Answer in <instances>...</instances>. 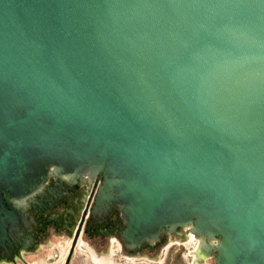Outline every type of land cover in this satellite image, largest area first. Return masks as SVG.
I'll list each match as a JSON object with an SVG mask.
<instances>
[{
    "label": "water",
    "instance_id": "obj_1",
    "mask_svg": "<svg viewBox=\"0 0 264 264\" xmlns=\"http://www.w3.org/2000/svg\"><path fill=\"white\" fill-rule=\"evenodd\" d=\"M53 168L129 247L194 223L264 264V0H0V253Z\"/></svg>",
    "mask_w": 264,
    "mask_h": 264
},
{
    "label": "rangeland",
    "instance_id": "obj_2",
    "mask_svg": "<svg viewBox=\"0 0 264 264\" xmlns=\"http://www.w3.org/2000/svg\"><path fill=\"white\" fill-rule=\"evenodd\" d=\"M91 174L95 176L92 186L83 185L73 195L59 200L53 209L39 211L32 204L27 212L37 219L36 224L31 225L36 236L34 248L24 254L23 260L18 258L21 251L19 254L14 250H10V254L0 253V260H8L0 264H218V253L200 258L203 241L192 232L191 224L180 227L178 235L167 234L129 247L120 236L125 218L116 208H112L102 222L94 213L105 201L100 199L103 178L98 180L95 171L86 172L89 177ZM56 183L55 178L50 177L43 189L49 190ZM51 214H58L59 218L52 221ZM66 218L71 221L67 228ZM107 227L112 228V236L99 235L97 230ZM212 241L215 247H220V237ZM110 250L115 259L107 262L103 255Z\"/></svg>",
    "mask_w": 264,
    "mask_h": 264
},
{
    "label": "bare ground",
    "instance_id": "obj_3",
    "mask_svg": "<svg viewBox=\"0 0 264 264\" xmlns=\"http://www.w3.org/2000/svg\"><path fill=\"white\" fill-rule=\"evenodd\" d=\"M86 172L85 171L83 174H75V173H64V172H61L59 170V168H54V169H51L47 172V176L46 178L49 179L50 177H53L55 178L56 182L57 183H60L62 181L65 180V183L63 186H65V188H71V189H77L79 186L83 185V184H87V183H92L94 182V179H95V176L94 174H91L90 177L88 175H86ZM43 184L42 183L38 189L36 190V192L34 194H31L28 198H25V199H22V200H12V203L14 204V206L16 207V209L23 215V219H22V223H21V227H20V231L19 233L21 235H24L23 238L20 240V244H19V249L21 250V255L19 254L18 255V258L23 260L24 258V254L33 248V246L35 245V242L36 240H34V243H33V246L32 247H29L30 249H27V251L24 249L26 247H28V244L30 242L29 240V230H28V225H29V222L27 220V217L26 215L24 216V214L27 212L28 210V205H29V202L37 195L41 194L43 192ZM62 186V187H63ZM101 205H106L108 206L110 209L112 208H116L121 214H123V205H112V204H105V203H102ZM25 228H23L24 226ZM191 228L193 229L192 232L201 238V241H203V245H202V251L205 252V250L209 247L211 248L213 251L212 253H217L220 249V247H215L214 244H213V241H212V237L209 236L208 234H205V233H200L198 231V229L196 228L195 224H191ZM180 227L179 226H174V227H171V228H167V229H164L162 232H161V237L165 234H169V235H178V231H179ZM18 233V234H19ZM17 234L14 235V237H16ZM20 236V235H19ZM147 242L149 241H153L152 239H147L146 240ZM220 246V244H219ZM201 255L205 258V255H203V253H201ZM3 261L5 262H8V260L6 259H2Z\"/></svg>",
    "mask_w": 264,
    "mask_h": 264
},
{
    "label": "flooded vegetation",
    "instance_id": "obj_4",
    "mask_svg": "<svg viewBox=\"0 0 264 264\" xmlns=\"http://www.w3.org/2000/svg\"><path fill=\"white\" fill-rule=\"evenodd\" d=\"M83 185H86V184H83ZM83 185L79 186L77 189H74V190L71 189V188H65V186L62 187L59 184H56L55 187L50 188L49 190L44 189L41 194L35 196V197H37L36 199L34 197L29 202L28 209L31 207L32 204L34 205V208L36 210H39V211H47L49 209H53V207L57 204V202L59 200H61L62 198H65V196L73 195L75 192L79 191V189H81L83 187ZM92 185H93V182L92 183H90V182L87 183V186H92ZM70 211L71 210H69V212ZM94 213L97 216L100 217L99 219L102 222V221H104V220H106L108 218V215H110V213H111V209L108 206H106V205H100L99 208H97V210L94 211ZM25 215H26L27 220L29 222V225L27 227H28V230H29V237L28 238H29L30 242L28 244V247L24 248L27 251V249H30L29 247L33 246L34 240H36L35 232L31 231V225L32 224H36L37 219L33 218V217H30L28 215V212H26L24 214V216ZM49 218H50V220L55 221L59 217H58V214H51ZM70 222H71L70 219L66 218V220L64 222L65 228H67L70 225ZM23 228H25V226ZM44 228L45 227H43V229ZM97 232L99 233V235H102L104 237L112 236V228L111 227H107L105 229H98ZM165 236H167V234H165ZM34 246H33V248H34ZM212 251L213 250L208 247L205 250V252L204 251H201V252L203 253V255L208 256L210 253H212ZM103 258L107 262H112L115 259V256H114L113 252L110 250V252H108V254L103 255ZM200 258H204V257L200 256ZM2 262H4V261L0 260V263H2Z\"/></svg>",
    "mask_w": 264,
    "mask_h": 264
}]
</instances>
